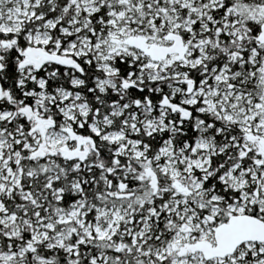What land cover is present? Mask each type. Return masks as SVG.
I'll return each mask as SVG.
<instances>
[{"label":"snow or ice","instance_id":"6c2138e0","mask_svg":"<svg viewBox=\"0 0 264 264\" xmlns=\"http://www.w3.org/2000/svg\"><path fill=\"white\" fill-rule=\"evenodd\" d=\"M0 264H264V0H0Z\"/></svg>","mask_w":264,"mask_h":264}]
</instances>
